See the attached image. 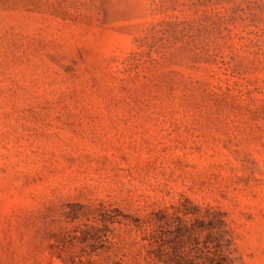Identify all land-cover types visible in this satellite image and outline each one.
I'll return each instance as SVG.
<instances>
[{
	"label": "rangeland",
	"instance_id": "374dc122",
	"mask_svg": "<svg viewBox=\"0 0 264 264\" xmlns=\"http://www.w3.org/2000/svg\"><path fill=\"white\" fill-rule=\"evenodd\" d=\"M0 264H264V0H0Z\"/></svg>",
	"mask_w": 264,
	"mask_h": 264
}]
</instances>
